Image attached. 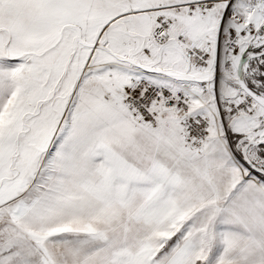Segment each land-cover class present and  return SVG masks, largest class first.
<instances>
[{
  "label": "snow or ice",
  "instance_id": "6c2138e0",
  "mask_svg": "<svg viewBox=\"0 0 264 264\" xmlns=\"http://www.w3.org/2000/svg\"><path fill=\"white\" fill-rule=\"evenodd\" d=\"M0 264H264V0H0Z\"/></svg>",
  "mask_w": 264,
  "mask_h": 264
}]
</instances>
